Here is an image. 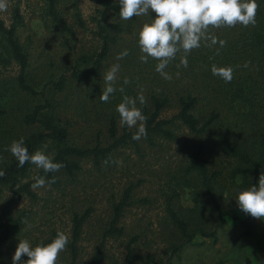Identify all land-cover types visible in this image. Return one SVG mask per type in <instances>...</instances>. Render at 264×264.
Segmentation results:
<instances>
[{
	"label": "trees",
	"instance_id": "trees-1",
	"mask_svg": "<svg viewBox=\"0 0 264 264\" xmlns=\"http://www.w3.org/2000/svg\"><path fill=\"white\" fill-rule=\"evenodd\" d=\"M33 1L40 18L65 41L77 40L79 31L90 29L96 44L92 50H82L57 77L39 79L29 70L30 43L18 34L25 24L21 0H7V18L0 15V170L5 172L0 177V262L12 264L20 240L33 247L47 245L63 232L69 243L58 264H102L108 258V240L128 234L122 224L128 208L150 204L152 199L135 195L143 178L110 193L98 238L83 260V232L97 202L76 203L75 190L98 188L108 171L117 167L114 161L123 149L142 158L165 142L177 144L180 153L177 163L157 172L154 200L161 201L165 213L168 256L138 251L140 236L134 233L123 244L124 264H172L186 245L205 238L216 241L217 229L229 221L242 224L244 236H249L251 222L239 216V206L234 207L227 196L237 200L241 191L257 186L264 173V0H257L255 26L212 29L211 34L226 41L219 55L218 44L208 47L201 42L188 56V67L177 68L182 53L178 54L165 69L171 81L155 71L156 60L140 59L139 32L155 19L154 12L125 21L119 16L118 0H92L95 7L88 17L79 0ZM124 50L129 54L117 60ZM114 64L120 66L117 91L103 103L99 96L105 88L104 75ZM213 64L233 67L234 79L225 83L214 76ZM141 88L146 104L137 101V107L147 117V136L134 141L137 128L122 127L116 108L124 95L135 98ZM20 138L30 154L41 150L64 167L55 173H45L30 162L19 167L5 149ZM36 177L46 182L55 178V183L34 190ZM68 196V225L58 228L52 220L54 207ZM43 222L46 229L39 228Z\"/></svg>",
	"mask_w": 264,
	"mask_h": 264
},
{
	"label": "rangeland",
	"instance_id": "rangeland-1",
	"mask_svg": "<svg viewBox=\"0 0 264 264\" xmlns=\"http://www.w3.org/2000/svg\"><path fill=\"white\" fill-rule=\"evenodd\" d=\"M79 6L84 17H88L93 12L95 3L92 0H79ZM21 11L25 17V24L19 29L18 34L22 41L28 40L30 43L29 70L33 71L39 79H44L46 76L57 77L70 66L72 60L78 57L82 50H92L96 44L90 29L79 31L77 40L65 41L61 35L55 32V29L50 28L40 18L33 0H21ZM0 15L7 18L6 12H0ZM7 73L4 72V74ZM69 90L72 89L69 88ZM171 112L170 110L168 113ZM179 155L177 144L167 142L163 143L161 147L147 150L142 158L123 149L118 156V161L121 163L114 170L108 171L107 178L100 180L98 188L87 187V192L86 190L81 192V189H79L80 191L75 190L76 203L83 202L85 204L86 201L89 202L92 199L97 202L93 217L83 232L81 243V258L83 260L91 253L93 244L98 238L99 222L106 218L107 196L120 190L130 180L136 182L139 178L144 180L136 187L135 195L137 197L149 196L152 202L146 205L136 204L128 208L122 224L129 235L123 236L120 240H108L106 245L108 258L102 264H124L123 244L130 234L134 233H139L140 236L138 251L154 253L163 259L167 258L166 229L162 222L165 213L161 201L154 200V198L157 197L155 190L158 188V174L165 170L166 165L172 166L177 163ZM86 167L88 168L89 165ZM89 176L91 175H87L86 179H89ZM41 194L45 195L43 191ZM70 198V196L66 197L62 203H57L54 207L52 220L58 228H65L68 225L69 218L66 209L68 207L67 200ZM182 198L185 205H188L187 191L182 192ZM227 200L234 207L238 206L233 195H228ZM238 214L242 219L245 218L251 222L252 232L249 236H244L245 227L242 224L229 221L217 229L216 241L205 238L198 239L195 244L186 245L179 255L173 258L172 264H217L218 262L221 264H264V220L248 217L240 210ZM47 227L45 222L39 226L40 229ZM39 232L37 230L35 235L39 236ZM60 260H62L61 254L58 261ZM0 264L2 263L0 262ZM59 264H64V262Z\"/></svg>",
	"mask_w": 264,
	"mask_h": 264
},
{
	"label": "clouds",
	"instance_id": "clouds-1",
	"mask_svg": "<svg viewBox=\"0 0 264 264\" xmlns=\"http://www.w3.org/2000/svg\"><path fill=\"white\" fill-rule=\"evenodd\" d=\"M118 3L119 16L125 21L133 17L149 16L150 11L156 14L155 19L143 24L139 32L138 46L142 53L140 59L144 63H147L149 58L156 60L155 71L168 81L173 77L165 69L178 54L182 53L177 68L188 67V56L194 49L201 47V42H205L208 47L218 44L216 54L219 55V49L226 46V41L218 40L211 34L212 29L235 27L238 24L244 27L255 26L259 9L257 0H118ZM7 9V0H0V12H6ZM128 54V51L124 50L116 59H123ZM119 68V64H114L104 75L105 88L99 96L103 103L109 102L110 96L117 91L114 85L118 79ZM234 71L231 66L218 67L213 64L211 67L212 74L225 83L234 79ZM175 75L179 78L180 73ZM124 83L128 84L129 80L125 78ZM119 91L123 93L124 88H119ZM137 101L140 105L146 104L142 88L135 98L124 95L116 108L122 127L137 128L132 136L134 141L147 136V117L142 108L137 107ZM5 150L10 151L17 159L19 167L30 162L45 173H55L64 167L62 163L53 162L41 150L30 154L24 146L23 138L13 141ZM114 163L119 165L121 162ZM3 176L5 172L0 170V177ZM46 183H55V178L46 182L45 178L36 177L31 187L35 190L44 187ZM237 203L246 215L264 220V173L259 176L257 186H251L238 194ZM68 243L69 238L63 232H58L56 238L47 245L33 247L28 240H20L12 257V264H58L59 255ZM24 256L28 257L26 261L22 259Z\"/></svg>",
	"mask_w": 264,
	"mask_h": 264
}]
</instances>
